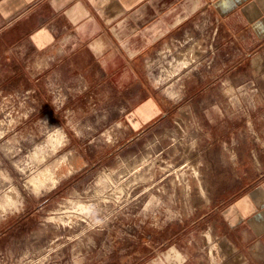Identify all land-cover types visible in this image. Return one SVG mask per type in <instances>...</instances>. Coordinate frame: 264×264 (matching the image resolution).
<instances>
[{"label": "rangeland", "instance_id": "1", "mask_svg": "<svg viewBox=\"0 0 264 264\" xmlns=\"http://www.w3.org/2000/svg\"><path fill=\"white\" fill-rule=\"evenodd\" d=\"M31 63L0 47V264H141L171 244L234 264L217 219L264 179V70L142 123L122 106L75 120Z\"/></svg>", "mask_w": 264, "mask_h": 264}, {"label": "crops", "instance_id": "2", "mask_svg": "<svg viewBox=\"0 0 264 264\" xmlns=\"http://www.w3.org/2000/svg\"><path fill=\"white\" fill-rule=\"evenodd\" d=\"M0 47L30 57L34 82L57 79L75 120L122 106L148 123L220 78L263 76L264 0H0ZM217 221L234 264H264V179ZM190 253L171 244L141 264H195Z\"/></svg>", "mask_w": 264, "mask_h": 264}, {"label": "bare ground", "instance_id": "3", "mask_svg": "<svg viewBox=\"0 0 264 264\" xmlns=\"http://www.w3.org/2000/svg\"><path fill=\"white\" fill-rule=\"evenodd\" d=\"M40 172H42V171H40ZM53 175H54V174H53ZM47 177H48V176H47ZM38 179H39V178H38ZM53 180H54V179H53ZM223 242H224V241H223ZM224 244H225V243H222V244H221L222 247H223L222 249H223L224 252H226V255L229 256V254H230V250L227 248V245H226V244L224 245ZM256 251H257V250H256ZM257 254H258V255H259V254L261 255L262 252L259 250ZM230 256H231V255H230Z\"/></svg>", "mask_w": 264, "mask_h": 264}]
</instances>
